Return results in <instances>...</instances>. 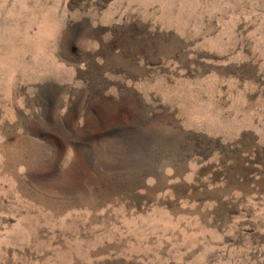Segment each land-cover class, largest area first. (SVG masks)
Returning a JSON list of instances; mask_svg holds the SVG:
<instances>
[{"label":"rangeland","instance_id":"obj_1","mask_svg":"<svg viewBox=\"0 0 264 264\" xmlns=\"http://www.w3.org/2000/svg\"><path fill=\"white\" fill-rule=\"evenodd\" d=\"M0 264H264V0H0Z\"/></svg>","mask_w":264,"mask_h":264}]
</instances>
